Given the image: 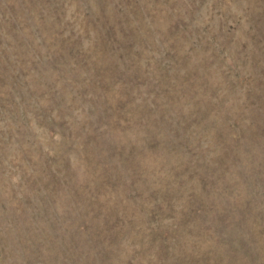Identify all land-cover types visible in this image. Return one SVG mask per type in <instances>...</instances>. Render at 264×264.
<instances>
[{
  "label": "rangeland",
  "instance_id": "1",
  "mask_svg": "<svg viewBox=\"0 0 264 264\" xmlns=\"http://www.w3.org/2000/svg\"><path fill=\"white\" fill-rule=\"evenodd\" d=\"M0 264H264V0H0Z\"/></svg>",
  "mask_w": 264,
  "mask_h": 264
}]
</instances>
